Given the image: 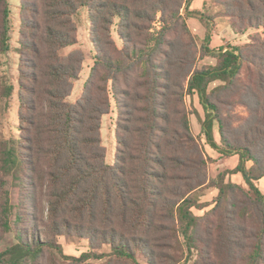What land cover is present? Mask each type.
<instances>
[{
	"label": "trees",
	"instance_id": "trees-1",
	"mask_svg": "<svg viewBox=\"0 0 264 264\" xmlns=\"http://www.w3.org/2000/svg\"><path fill=\"white\" fill-rule=\"evenodd\" d=\"M188 3L20 0V136L12 144L0 133V243L10 217L19 240L0 250V264H44L60 236L85 239L92 252L109 246L104 264H174L180 237L198 253L194 264H264V194L256 186L264 178V0H216L233 33L261 28L263 36L219 50L217 65L202 70L181 14ZM81 8L96 57L70 103L85 61L82 51L67 52L78 44ZM10 29L9 0H0V125L14 92L1 62ZM195 94L218 123L224 153L240 159L213 182L219 195L202 218L191 200L209 183L186 103ZM112 102L117 145L108 164L101 128ZM238 107L247 116L234 117ZM228 173L245 185L225 182ZM47 264L60 263L50 255Z\"/></svg>",
	"mask_w": 264,
	"mask_h": 264
},
{
	"label": "rangeland",
	"instance_id": "rangeland-1",
	"mask_svg": "<svg viewBox=\"0 0 264 264\" xmlns=\"http://www.w3.org/2000/svg\"><path fill=\"white\" fill-rule=\"evenodd\" d=\"M189 3L184 5L181 10L182 16L186 19L190 31L192 32L198 51L196 68L202 70L205 68L214 67L218 63L217 53L219 50H231L237 47H243L250 43V39L256 35L263 36V30L249 29L245 34L236 35L231 30V23L229 19L222 16V9L216 4V0H202L196 9H192L195 0H188ZM10 4V49L7 53L1 56L2 71L7 81L13 85L14 92L8 104L4 107L2 121L0 125V133L4 140L15 144L19 139V40L21 28V4L20 0H9ZM75 22L78 28V44L75 47L67 49V52L80 50L84 53L85 61L82 66V71L78 80L73 82V91L71 96L67 99L70 103H75L82 95L85 82L90 74V71L95 62V49L91 42L89 31L88 14L85 8H81L75 17ZM197 25L200 26L201 33H197ZM202 26V27H201ZM227 30V34L224 32ZM222 32V33H221ZM221 33V34H220ZM224 34V35H223ZM114 37L118 46L121 47L116 33ZM216 41L212 47V39ZM219 44V45H218ZM220 81L212 83L210 88L220 85ZM186 103L190 112V128L197 141L202 146L204 153L208 159V175L209 183L206 187L196 191L191 195V200L195 203L192 212L197 217H204L210 212L215 201L219 195V190L213 186V182L217 181L220 174L231 172L239 165V156L237 154L224 153V145L220 137L219 127L217 121L205 110L200 102L197 94L186 97ZM247 116L244 108L238 107L235 109L234 117L243 118ZM116 106L112 102V111L110 114L103 117L101 138L103 146L106 148L107 162L113 164L116 153ZM212 122V123H211ZM251 162L246 163L249 168ZM244 186L245 183L240 174L228 175L225 182ZM264 193V183L261 184V190ZM13 199L11 200L12 211L15 210ZM11 226L8 228L3 240L0 243V250H4L19 240V236L15 231L13 225L14 218L10 217ZM182 237L179 243H176L175 257L177 258L174 264H194L197 260L198 253L193 249L190 250L185 244ZM57 244L60 246L50 249L45 252L44 264H47L48 257L51 255L53 259L60 264H69L73 258L79 259L86 254L90 257L83 259L85 261L80 264H104L109 257L104 256L110 254L111 248L104 246L100 250L94 251L90 248L87 240L78 237L60 236L57 238ZM99 254L101 259L92 257L91 255ZM141 258V257H140ZM142 259V258H141ZM43 263V261H42Z\"/></svg>",
	"mask_w": 264,
	"mask_h": 264
},
{
	"label": "crops",
	"instance_id": "crops-1",
	"mask_svg": "<svg viewBox=\"0 0 264 264\" xmlns=\"http://www.w3.org/2000/svg\"><path fill=\"white\" fill-rule=\"evenodd\" d=\"M201 1H202V0H195L193 6H192V8H191V10H192L193 8L196 9ZM201 27H202V26H201ZM201 30H202V29L200 28V26L197 25V33H198V34L201 33ZM224 32L227 34V30L224 31ZM221 33H222V32H221ZM221 33H220V34H221ZM223 35H224V34H223ZM215 42H218V41H216L215 38H213V39H212V47H215V46H213V45H216V44H214ZM218 43H219V42H218ZM218 45H219V44H218ZM263 183H264V178L261 179L260 181L256 182V186L261 190V184H263ZM261 192H262V191H261ZM262 193H263V192H262ZM263 194H264V193H263Z\"/></svg>",
	"mask_w": 264,
	"mask_h": 264
}]
</instances>
